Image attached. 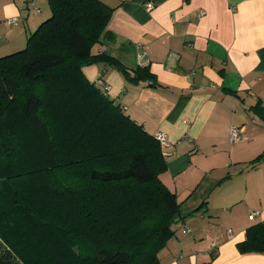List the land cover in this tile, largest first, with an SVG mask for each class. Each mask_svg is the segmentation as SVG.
<instances>
[{
    "label": "trees",
    "instance_id": "1",
    "mask_svg": "<svg viewBox=\"0 0 264 264\" xmlns=\"http://www.w3.org/2000/svg\"><path fill=\"white\" fill-rule=\"evenodd\" d=\"M47 1L25 49L0 57V264H161L183 217L162 144L83 72L114 10ZM112 64L155 85L147 68ZM238 246L264 253V223Z\"/></svg>",
    "mask_w": 264,
    "mask_h": 264
},
{
    "label": "crops",
    "instance_id": "2",
    "mask_svg": "<svg viewBox=\"0 0 264 264\" xmlns=\"http://www.w3.org/2000/svg\"><path fill=\"white\" fill-rule=\"evenodd\" d=\"M100 1L114 13L83 72L148 133L166 134L160 179L183 217L161 264H264L238 246L264 223V0ZM49 10L47 0H0L1 55L26 47ZM112 62L131 75L147 68L155 85Z\"/></svg>",
    "mask_w": 264,
    "mask_h": 264
},
{
    "label": "built area",
    "instance_id": "3",
    "mask_svg": "<svg viewBox=\"0 0 264 264\" xmlns=\"http://www.w3.org/2000/svg\"><path fill=\"white\" fill-rule=\"evenodd\" d=\"M32 6H33V8H35V4H33ZM148 6H149V8H152L151 4H149ZM35 9L37 10L38 8H35ZM17 21H18V18H12V19L8 20V23L12 24V23H16ZM100 84L104 85V86L103 85L102 86L104 87L105 91H107V92L109 91V86L107 84H105L103 81H101ZM239 137H240V130L238 128H236V127L231 128V130H230V142L231 143L238 142L239 141ZM156 138L159 140V142L163 146L164 145L167 146V140H166V134L165 133L160 132L159 134H157ZM259 214L260 213L258 211L255 212V213H252L250 215L249 219L251 221H254ZM186 232H190V231L186 229ZM229 233L231 234L232 232L229 231Z\"/></svg>",
    "mask_w": 264,
    "mask_h": 264
},
{
    "label": "rangeland",
    "instance_id": "4",
    "mask_svg": "<svg viewBox=\"0 0 264 264\" xmlns=\"http://www.w3.org/2000/svg\"><path fill=\"white\" fill-rule=\"evenodd\" d=\"M50 12H48V14H49V16L51 17V10H49ZM49 17V18H50ZM34 33V32H33ZM23 49H25V47H17L16 49H13V50H23ZM12 52V51H11ZM13 52H15V51H13ZM2 53H0V56H4V55H1ZM9 54H11V53H9ZM80 175H82V176H78L77 177V181H78V183L79 184H82L84 187H87L88 189H90V190H98V188H94L93 187V185L94 184H92V183H88L87 181H86V177L84 176V174H80ZM99 187V190H100V192H101V187L100 186H98ZM224 190H219L218 192H217V194H216V196H218L219 194H221L222 192H223ZM197 198L199 197V194L196 196ZM185 206V208L186 207H188V208H190L189 207V205L188 206H186V205H184ZM184 208V207H183ZM109 212H110V209L108 208V209H106L105 210V214L107 215V214H109ZM205 213H208V211H206ZM14 263H16V261L14 260Z\"/></svg>",
    "mask_w": 264,
    "mask_h": 264
}]
</instances>
